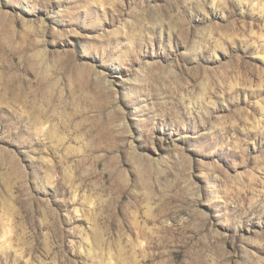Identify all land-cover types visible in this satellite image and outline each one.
<instances>
[{
  "label": "rangeland",
  "instance_id": "obj_1",
  "mask_svg": "<svg viewBox=\"0 0 264 264\" xmlns=\"http://www.w3.org/2000/svg\"><path fill=\"white\" fill-rule=\"evenodd\" d=\"M0 264H264V0H0Z\"/></svg>",
  "mask_w": 264,
  "mask_h": 264
}]
</instances>
